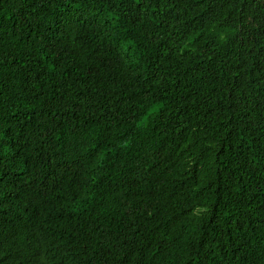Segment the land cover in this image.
<instances>
[{
	"label": "trees",
	"instance_id": "1",
	"mask_svg": "<svg viewBox=\"0 0 264 264\" xmlns=\"http://www.w3.org/2000/svg\"><path fill=\"white\" fill-rule=\"evenodd\" d=\"M0 264H264V0H0Z\"/></svg>",
	"mask_w": 264,
	"mask_h": 264
}]
</instances>
